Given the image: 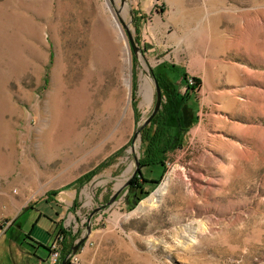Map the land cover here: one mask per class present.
<instances>
[{
    "label": "rangeland",
    "instance_id": "374dc122",
    "mask_svg": "<svg viewBox=\"0 0 264 264\" xmlns=\"http://www.w3.org/2000/svg\"><path fill=\"white\" fill-rule=\"evenodd\" d=\"M155 77L171 144L107 205ZM0 221L46 264H264V0H0Z\"/></svg>",
    "mask_w": 264,
    "mask_h": 264
},
{
    "label": "trees",
    "instance_id": "16d2710c",
    "mask_svg": "<svg viewBox=\"0 0 264 264\" xmlns=\"http://www.w3.org/2000/svg\"><path fill=\"white\" fill-rule=\"evenodd\" d=\"M156 81L158 85H160L159 80L156 79ZM169 130V125L166 124V119L164 118L155 129H153L152 124H150L141 131V142L145 146L146 153L142 160L139 161L140 167H143L144 165H157L162 163V153L164 154L167 151V148L171 144L172 140ZM134 179H136V177H134L133 180ZM133 180L131 182H133ZM74 240L75 238H71L69 243L62 244L60 261H62L70 253ZM47 250L49 251V247Z\"/></svg>",
    "mask_w": 264,
    "mask_h": 264
},
{
    "label": "water",
    "instance_id": "95a60500",
    "mask_svg": "<svg viewBox=\"0 0 264 264\" xmlns=\"http://www.w3.org/2000/svg\"><path fill=\"white\" fill-rule=\"evenodd\" d=\"M124 2V0H122ZM126 28V27H125ZM128 38H129V41H130V45L132 47V50L134 52V54L136 55L137 52H138V48L135 46L129 32H128ZM154 81V85H155V92H156V95H155V103H154V107H153V110L151 111L150 115L144 120L143 124L135 131L134 133V138L132 141L135 140V138L139 135L140 131L142 129H144L147 125L150 124L152 118L157 114L158 110H159V107H160V104H161V92H160V88L156 82V80H153ZM138 167H139V163L137 160H135V170L134 172L132 173L130 179L128 180V182L122 187V188H119L116 193L111 197V199L107 202V205H111L116 199L117 197L120 195V193L122 192V189L126 188L132 178L135 176V174L137 173V170H138ZM87 232L88 234L90 233V230L89 228L87 227ZM85 239L86 237H83L81 238L79 241L76 242V244L74 246L71 247L70 249V253L61 261L60 264H68V261L69 259L76 254V251L78 250V248L85 242Z\"/></svg>",
    "mask_w": 264,
    "mask_h": 264
},
{
    "label": "bare ground",
    "instance_id": "6f19581e",
    "mask_svg": "<svg viewBox=\"0 0 264 264\" xmlns=\"http://www.w3.org/2000/svg\"><path fill=\"white\" fill-rule=\"evenodd\" d=\"M115 25L122 32L121 26L119 25L117 19H115ZM122 35H124L123 32H122ZM127 53L129 54V51H127ZM127 86L130 87V82L129 81L127 82ZM139 95L142 96V98H143V101L140 103V106H142L144 104V102H149L150 101V98H151V95H152V90H151V87H150V83L147 80V77L146 78L144 77L142 79V83L140 85ZM116 105L114 106V110H116L118 108ZM117 112H118V109H117V111H113V114L116 115ZM238 127L240 128V130L242 131L243 134H245V133L247 134L249 129H250V128L241 127V126H237L235 128H238ZM219 141L222 143V145H225V146L230 145V143L228 141L227 142L223 141V139L221 137H220ZM231 145L239 153L240 146H237L235 144L234 145L231 144ZM241 152H243L245 154L246 151L245 150H240V154H241ZM214 183H215V181H207L206 182L207 186H210V184H214ZM197 187H200V186H197ZM158 198H159V194L157 193L155 195V198L153 197L152 199L148 200L147 202H144L143 204H141V208L140 209L141 210H145L146 208L152 206L153 203L158 201Z\"/></svg>",
    "mask_w": 264,
    "mask_h": 264
},
{
    "label": "crops",
    "instance_id": "0c3cea01",
    "mask_svg": "<svg viewBox=\"0 0 264 264\" xmlns=\"http://www.w3.org/2000/svg\"><path fill=\"white\" fill-rule=\"evenodd\" d=\"M57 210H56L55 216L60 217L61 213H59ZM55 223H56L58 230H59L60 226L57 223V219H55ZM20 234H21V232H19V235ZM7 240H8V238H7L6 233L3 235H0V251H3L4 253L8 252L9 255L11 256V259L14 260V264H18V256H21V260H23L25 262V264H46L45 263L46 261H42L40 258H38V252L37 251H34L33 253L27 252V251L23 252L22 249L20 250V248H18L16 246V243L13 240L10 242H8ZM85 250H86V247L82 248L80 254L83 255Z\"/></svg>",
    "mask_w": 264,
    "mask_h": 264
},
{
    "label": "built area",
    "instance_id": "2783aa9c",
    "mask_svg": "<svg viewBox=\"0 0 264 264\" xmlns=\"http://www.w3.org/2000/svg\"><path fill=\"white\" fill-rule=\"evenodd\" d=\"M12 226L11 222L0 221V235H3ZM62 238L59 236L57 239L49 246L47 264H59L61 259V244ZM68 264H78L77 255H73Z\"/></svg>",
    "mask_w": 264,
    "mask_h": 264
}]
</instances>
